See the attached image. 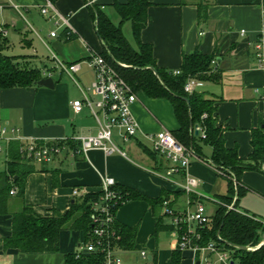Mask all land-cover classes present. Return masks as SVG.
I'll return each instance as SVG.
<instances>
[{"label":"crops","instance_id":"0c3cea01","mask_svg":"<svg viewBox=\"0 0 264 264\" xmlns=\"http://www.w3.org/2000/svg\"><path fill=\"white\" fill-rule=\"evenodd\" d=\"M114 2L125 4L127 0H93L92 5H87V0H55L54 9L68 22L57 27L56 20L40 13L44 0H0L4 7L0 11V29L4 28L7 33L5 37L0 33V51L39 70L54 68L52 54L64 63H79L74 77L87 91L94 80L93 70L87 64L89 52L101 51V41L95 31V8L103 12L113 26L119 27L132 49L137 50L131 22L121 21ZM148 2L147 24L140 40L151 45L159 69L177 70L182 56L195 51L214 55L218 62L215 66L221 71L220 78L217 82H203L197 92L215 102L214 117L217 125L224 129L225 147L235 149L239 159L248 160L252 151L251 132L259 126L264 129V71L255 65L253 48L261 29L264 0ZM13 6L19 9L23 18ZM18 22H21L20 29H17ZM7 26L16 32L11 36L13 44L9 42ZM55 29L56 37H50ZM72 36L74 38L70 39ZM12 48H17V54H10ZM52 79L53 89L34 86L0 91V124L5 129L0 139V174L7 172L8 146L12 142L22 146L97 134L98 124L89 110L84 107L77 114L71 107V102L81 99L76 85L56 70ZM135 93L137 101L132 105L131 113L138 125L136 137L123 143L117 131L113 134L115 144L126 152L127 158L118 154L105 156L98 150L73 158L62 156L43 167L48 172L36 171L27 175L23 198L9 195L7 212L0 215V264H41L43 258L47 260L46 264H51L49 260L54 253L21 254L15 249H3V240L11 235L12 215L19 213L25 205L40 215H49L53 210L64 214L83 194L98 192L105 178H111L117 187L132 189L153 200L166 194L165 199L175 212H182L196 202L206 209L207 204L213 205L214 210L208 213L211 219L208 228L211 227L216 208L221 206L220 198L227 194V179L211 163L212 153L204 154L198 135L199 154L193 152L191 158L194 161H190L185 172L173 175L172 182L163 179L168 164L151 151L147 136L162 129L171 133L178 129L173 107L164 98ZM53 170H56L55 174L51 172ZM186 175L197 181L194 192L188 195L182 190ZM239 180L243 192L237 200V211L255 217L264 227V172L245 171ZM236 199L233 197L228 209ZM115 222L134 231L132 248H117L123 264H136L138 259L142 264H158L159 233L169 235L161 264H170L176 250L175 239L170 234V219L165 216L161 203L152 207L140 199L125 202L116 210ZM158 222L160 230L157 229ZM85 242L82 232L61 231L57 264H64V255L76 253ZM140 249H146L149 262L140 258ZM127 254L133 258L128 259ZM201 258L189 250L181 252V264H203ZM210 260L213 262V258Z\"/></svg>","mask_w":264,"mask_h":264},{"label":"trees","instance_id":"16d2710c","mask_svg":"<svg viewBox=\"0 0 264 264\" xmlns=\"http://www.w3.org/2000/svg\"><path fill=\"white\" fill-rule=\"evenodd\" d=\"M49 1L52 4L55 2V0ZM113 6L121 21L131 22L132 36L137 44V50L132 49L120 28L113 26L109 18L95 8V31L101 41L99 55L115 68L134 92H143L149 98L168 100L178 123V129L172 132L173 137L195 154H199L197 146L199 137L202 144L212 148L211 163L227 179V194L220 198L221 206L216 208L211 227L203 230V240H216L218 235L224 248L234 252L238 264H264V245L249 252L224 244L237 247L254 246L264 235V227L259 220L237 211V200L243 192L240 175L249 170H261L264 164V129L259 126L251 132L250 157L246 161L239 159L235 149H228L224 145V129L217 125L214 117L215 102L206 98L204 93L195 91L188 95L183 91L187 78H195L203 82L219 80L221 71L216 66H211V62L215 59L214 55H204L199 51L183 55L180 74L177 76L161 70L153 58L151 45L144 44L140 40L141 32L147 24V11L150 7L148 0H127L125 4L114 2ZM215 63L218 65L216 60ZM119 64H124L125 67ZM41 78L39 69L28 62H17L0 51V91L34 87ZM183 98H186L187 102ZM190 122L193 128L199 127L202 130L203 138L200 134L198 137L195 136L194 130L190 129ZM19 150L18 143L12 142L8 146L7 172L0 174V215L7 212L6 206L11 188L15 187L16 195L23 198L27 175L36 171L48 172V169L36 168L34 164L23 159ZM51 172L55 174L56 170ZM115 190L122 196L124 203L140 199L152 207L157 206L166 197V194H163L153 200L126 187L115 186ZM100 194L99 191L83 194L64 214L53 210L49 215H40L31 206H23L19 213L12 215L11 235L3 240V249H15L21 254L56 253L59 249V234L63 230L82 232L86 242L92 241V217L95 214L92 202L96 201ZM235 196L237 199L233 202L232 208L228 209L227 206L232 203ZM121 205L120 203L119 206ZM160 226L158 222V230L161 229ZM114 229L119 235L118 247L131 249L134 231L116 222ZM64 264H102V257L97 254H82L76 259L74 254H66ZM170 264H181V252L173 251Z\"/></svg>","mask_w":264,"mask_h":264},{"label":"built area","instance_id":"2783aa9c","mask_svg":"<svg viewBox=\"0 0 264 264\" xmlns=\"http://www.w3.org/2000/svg\"><path fill=\"white\" fill-rule=\"evenodd\" d=\"M93 0H87V5H92ZM4 7L0 5V11ZM13 8L23 18L19 9ZM261 29L258 38L254 42V60L258 69L264 71V5H262ZM40 13L48 19H54L55 25H67V19L61 16L54 9L49 0H44ZM2 37L6 36L4 28L0 29ZM244 31L241 34L244 35ZM50 37H56L53 31ZM54 68H44L40 70L43 78H52L56 70L60 75L67 76L78 88L81 93V99L71 102V107L75 113H80L85 107L89 110L91 117L98 124L96 135L76 136L70 138L56 139L42 143L31 142L20 146V155L23 159L34 165L41 167L54 163L62 156L75 157L83 155L90 150L101 151L105 156L118 154L127 158L125 151L120 149L113 140V134L117 131L120 140L128 143L133 140L138 131V125L134 120L131 107L137 101L136 93L119 76L115 68L109 64L98 52L90 51L87 64L92 68L94 80L90 88L86 91L77 83L74 74L79 70V63H64L54 54L51 55ZM123 66L122 64H119ZM216 65L215 60L211 66ZM172 75L177 76L180 70H174ZM203 86V81L195 78H187L183 86V91L190 95ZM205 117V115L203 116ZM198 134L203 138V132L199 127H195ZM5 129L0 124V139L4 136ZM151 142V151L160 155L168 164V168L163 175V179L172 182V176L185 172L189 166L193 151L179 143L166 129L157 133L148 135ZM73 144V145H71ZM264 172V164L261 166ZM220 173V172H219ZM197 186V181L189 176H185V182L182 190L185 194L193 193ZM99 198L92 202L94 215L92 217V241L85 242L79 250L74 253L75 258L82 254H97L102 257V264H123L121 257L117 254L119 235L114 229L115 212L119 204H124L122 196L115 190L114 181L111 178H105L101 185ZM17 193L15 187L9 191L10 196ZM76 195L77 192L73 191ZM164 214L170 219V234L175 239V248L179 252L189 250L195 255H200L203 264H214L210 258L216 259V264H238L232 250L224 248L220 243V237L216 240H203V230L208 229L211 222L210 216L205 206L196 202L193 206H188L182 212H175L169 205V201H161ZM232 206L229 207L231 209ZM264 245L259 241L254 246H248L247 251L252 252ZM140 258L147 261V251L140 249Z\"/></svg>","mask_w":264,"mask_h":264},{"label":"rangeland","instance_id":"374dc122","mask_svg":"<svg viewBox=\"0 0 264 264\" xmlns=\"http://www.w3.org/2000/svg\"><path fill=\"white\" fill-rule=\"evenodd\" d=\"M130 25V24H129ZM7 31H8V34H9V36H8V38H9V42L10 43H12V39H11V36L14 34V33H16L15 32V30L12 28V27H10V26H7ZM55 33H57V30L55 29V30H53ZM129 41H131V43H132V39L131 38H129ZM134 43V42H133ZM13 44V43H12ZM16 47H17V45H16ZM14 49V50H13ZM10 54H17V48H12V50H10ZM37 65V64H36ZM124 65V64H123ZM202 148H203V152H204V154L205 155H210L211 153H212V150H211V147L209 146V145H205V144H202ZM190 161H194L193 160V158H190ZM193 178V177H192ZM192 192H194V190L192 191ZM207 206V212L208 213H212V211L214 210V207H213V205H210V204H207L206 205ZM168 237H169V235L168 234H166V233H159L158 234V241H159V244H158V252H159V256H158V264H161L162 263V258H163V251L165 250V248L167 247L166 245L168 244V241H167V239H168ZM146 250V249H145ZM58 254L57 253H54V254H52L51 256H52V258L49 260V263H51V264H57V258H58V256H57ZM128 259H131V258H133V256L131 255V254H127V255H125ZM43 257H46V256H43ZM42 259V258H41ZM40 260V259H39ZM216 262V259L215 258H213V263L214 264H216L215 263ZM41 264H46L47 263V260H44V258H43V260H41V262H40ZM136 264H142L140 261H139V259L138 260H136V262H135Z\"/></svg>","mask_w":264,"mask_h":264},{"label":"water","instance_id":"95a60500","mask_svg":"<svg viewBox=\"0 0 264 264\" xmlns=\"http://www.w3.org/2000/svg\"><path fill=\"white\" fill-rule=\"evenodd\" d=\"M20 28H21V22H18L17 23V29H20ZM150 70H152L154 72V74H156V72L152 68H150ZM35 86L36 87H39V88L53 89L54 88V81H53L52 78H42V79H39L35 83ZM183 100H185L187 102V99L186 98H183ZM190 129L191 130H194L195 129V127L193 128V125H192L191 122H190ZM194 134H195V136H197L198 135V132L196 130H194ZM235 185H236V183H235ZM262 240L264 242V235H263ZM224 244L225 245H228L229 247L236 248V249H239V250H247V247H237L235 245L228 244V243H224ZM85 254L88 255L87 253H85Z\"/></svg>","mask_w":264,"mask_h":264}]
</instances>
